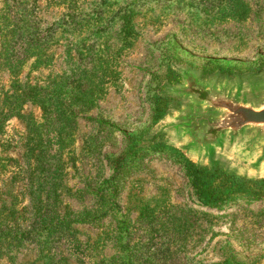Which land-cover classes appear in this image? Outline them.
<instances>
[{
  "label": "rangeland",
  "instance_id": "1",
  "mask_svg": "<svg viewBox=\"0 0 264 264\" xmlns=\"http://www.w3.org/2000/svg\"><path fill=\"white\" fill-rule=\"evenodd\" d=\"M180 67L264 78V0H0V264H264V199L208 208L185 167L264 170L156 136Z\"/></svg>",
  "mask_w": 264,
  "mask_h": 264
},
{
  "label": "water",
  "instance_id": "2",
  "mask_svg": "<svg viewBox=\"0 0 264 264\" xmlns=\"http://www.w3.org/2000/svg\"><path fill=\"white\" fill-rule=\"evenodd\" d=\"M183 82L167 93L183 99L157 130L192 158L211 163L218 153L254 172L264 170V78L248 83L204 81L201 73L177 68Z\"/></svg>",
  "mask_w": 264,
  "mask_h": 264
},
{
  "label": "trees",
  "instance_id": "3",
  "mask_svg": "<svg viewBox=\"0 0 264 264\" xmlns=\"http://www.w3.org/2000/svg\"><path fill=\"white\" fill-rule=\"evenodd\" d=\"M162 101L165 105L160 110L158 123L168 115L172 102L170 98ZM125 162L126 159L118 161L117 175L123 172ZM185 169L198 200L208 208L221 210L233 203H251L264 199V178L251 179L231 174L221 167L201 166L189 160ZM111 194L114 195V191Z\"/></svg>",
  "mask_w": 264,
  "mask_h": 264
}]
</instances>
